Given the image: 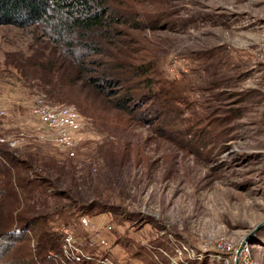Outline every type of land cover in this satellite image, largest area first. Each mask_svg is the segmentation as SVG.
I'll return each instance as SVG.
<instances>
[{
	"label": "rangeland",
	"instance_id": "obj_1",
	"mask_svg": "<svg viewBox=\"0 0 264 264\" xmlns=\"http://www.w3.org/2000/svg\"><path fill=\"white\" fill-rule=\"evenodd\" d=\"M127 3L142 25L122 28L113 56L153 68L147 76L170 92L171 111L141 123L91 90L93 73L65 75L64 54L37 28L1 26L0 147L65 191L44 186L34 202L41 212L72 203L51 223L73 235L81 261L234 264L218 243L244 240L264 264V0ZM37 97L82 116L76 157L34 116ZM93 203L88 215L68 216Z\"/></svg>",
	"mask_w": 264,
	"mask_h": 264
},
{
	"label": "trees",
	"instance_id": "obj_2",
	"mask_svg": "<svg viewBox=\"0 0 264 264\" xmlns=\"http://www.w3.org/2000/svg\"><path fill=\"white\" fill-rule=\"evenodd\" d=\"M129 8L127 0H0V27L37 28L64 54L65 75L75 72L84 77L85 73H93L96 76L87 79L91 90L114 97L113 109L129 117L135 115L141 123L152 122L150 117L171 111L170 92L156 88L152 77L147 76L153 68L133 66L132 59L113 56L123 35L122 28L139 29L142 25L129 16ZM157 102L158 106L148 113L147 108ZM44 186L49 187L50 191H45L50 194L65 193L50 188L52 182L41 178L33 163L0 147V264H95L65 256L63 234L51 219L72 203L39 211L34 193ZM98 204L78 205L68 216L88 215L99 208Z\"/></svg>",
	"mask_w": 264,
	"mask_h": 264
},
{
	"label": "built area",
	"instance_id": "obj_3",
	"mask_svg": "<svg viewBox=\"0 0 264 264\" xmlns=\"http://www.w3.org/2000/svg\"><path fill=\"white\" fill-rule=\"evenodd\" d=\"M32 112L34 116L53 132V138L56 148L67 157H76V150L84 140L83 119L80 113L73 107L62 104H51L44 97H37ZM19 144V140L11 143L12 147ZM82 225L94 232H98L99 228L96 223H93L87 216L81 217ZM107 230L111 231L113 226L108 224ZM63 237V252L67 259L80 262L84 257L81 256V247L74 243L73 235L67 230H64ZM102 245L107 246L108 240L100 238ZM219 252L229 255L230 260L236 264L239 259L240 264H259L252 257V247L244 240H240L237 244L222 240L218 243ZM90 259L91 257H88ZM106 264L105 260L101 261Z\"/></svg>",
	"mask_w": 264,
	"mask_h": 264
},
{
	"label": "water",
	"instance_id": "obj_4",
	"mask_svg": "<svg viewBox=\"0 0 264 264\" xmlns=\"http://www.w3.org/2000/svg\"><path fill=\"white\" fill-rule=\"evenodd\" d=\"M236 264H240L239 259H237Z\"/></svg>",
	"mask_w": 264,
	"mask_h": 264
}]
</instances>
